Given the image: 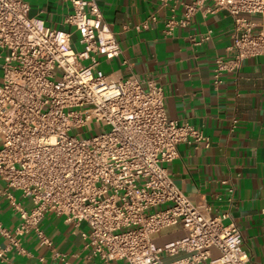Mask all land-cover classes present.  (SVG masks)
I'll list each match as a JSON object with an SVG mask.
<instances>
[{
  "label": "built area",
  "instance_id": "built-area-1",
  "mask_svg": "<svg viewBox=\"0 0 264 264\" xmlns=\"http://www.w3.org/2000/svg\"><path fill=\"white\" fill-rule=\"evenodd\" d=\"M68 1L64 22L73 30L31 15L24 0H0V194L19 219L13 230L0 221L9 239L0 258L13 247L26 252L28 233L51 246L41 221L53 213L86 222L85 247L104 264H250L240 226L225 224L227 213L215 214L207 199L187 196L169 173L179 144L204 142L201 128L168 118L161 85L105 72L101 57L121 53L114 31L96 0ZM201 7L233 18L236 54L216 58L217 82L246 59L264 57V21L253 17L264 18V0H194L165 20L164 33L187 26ZM177 224L184 236L153 241V233Z\"/></svg>",
  "mask_w": 264,
  "mask_h": 264
},
{
  "label": "crops",
  "instance_id": "crops-1",
  "mask_svg": "<svg viewBox=\"0 0 264 264\" xmlns=\"http://www.w3.org/2000/svg\"><path fill=\"white\" fill-rule=\"evenodd\" d=\"M24 1L30 5L31 15L52 27L73 30L64 22L72 11L68 0ZM96 1L121 47L114 59L101 57V68L115 77L135 75L144 87L161 85L168 118L201 128L204 142L197 147L179 144V156L167 164L169 173L187 196L207 199L215 214L227 213L224 223L235 221L240 226L250 264H264V57L246 59L237 74L224 71L217 82L216 58L228 60L236 54L231 37L233 18L225 10L201 7L187 26L165 34V20L173 14L180 17L185 4L194 0L169 1L167 6L159 0ZM253 17L264 21L259 15ZM142 23L146 27L137 29ZM4 187L6 182L0 179V190ZM13 192L30 204L20 191ZM18 220L8 199L0 194L2 225L13 230ZM41 227L51 246L28 233L21 238L26 252L8 249L0 264H104L85 247L84 233L90 230L86 222H66L63 216L50 213ZM168 228L173 237L165 242L187 232L182 224ZM152 239L159 245V231ZM8 243L0 234V248ZM211 251L218 254L216 248ZM112 264L127 263L115 260Z\"/></svg>",
  "mask_w": 264,
  "mask_h": 264
},
{
  "label": "rangeland",
  "instance_id": "rangeland-1",
  "mask_svg": "<svg viewBox=\"0 0 264 264\" xmlns=\"http://www.w3.org/2000/svg\"><path fill=\"white\" fill-rule=\"evenodd\" d=\"M173 237V233L170 228H166L159 232V244L164 243L166 240H169Z\"/></svg>",
  "mask_w": 264,
  "mask_h": 264
}]
</instances>
